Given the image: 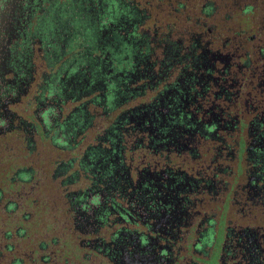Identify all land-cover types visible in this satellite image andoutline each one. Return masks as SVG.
Returning a JSON list of instances; mask_svg holds the SVG:
<instances>
[{
  "label": "flooded vegetation",
  "instance_id": "1",
  "mask_svg": "<svg viewBox=\"0 0 264 264\" xmlns=\"http://www.w3.org/2000/svg\"><path fill=\"white\" fill-rule=\"evenodd\" d=\"M0 264H264V0H0Z\"/></svg>",
  "mask_w": 264,
  "mask_h": 264
}]
</instances>
